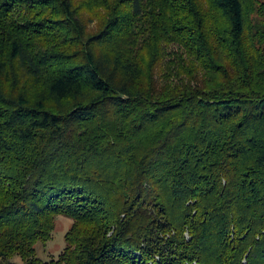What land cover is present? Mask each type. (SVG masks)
I'll return each instance as SVG.
<instances>
[{"label":"trees","instance_id":"trees-1","mask_svg":"<svg viewBox=\"0 0 264 264\" xmlns=\"http://www.w3.org/2000/svg\"><path fill=\"white\" fill-rule=\"evenodd\" d=\"M74 1L0 0V264H264V0Z\"/></svg>","mask_w":264,"mask_h":264},{"label":"rangeland","instance_id":"rangeland-1","mask_svg":"<svg viewBox=\"0 0 264 264\" xmlns=\"http://www.w3.org/2000/svg\"><path fill=\"white\" fill-rule=\"evenodd\" d=\"M203 6L207 7V0H200ZM75 5H77V15L80 17L81 21L84 23L86 27V31L92 35H98L105 30L108 31V27L106 26L108 18L105 16L103 10H98L95 12V5L97 4V0H75ZM122 0H118V10L117 14H115L114 22H122L124 23V19L126 18V1L121 3ZM79 5V6H78ZM125 13V14H124ZM55 18V16H54ZM61 20V19H59ZM57 20V24L55 29H51L49 34L55 36L58 40L57 32L62 27L63 22H59ZM147 20V19H146ZM66 29L67 26H64ZM124 27L121 29H117L115 31L114 37L108 42L109 47L118 48L122 50L126 47H132L133 43L129 42L127 39V35L124 33ZM66 29L62 30L65 31ZM61 32V33H62ZM171 52H169L170 57H164L162 61H159L158 57H153L154 46L151 43H146L142 48H139L138 53L140 54L141 60L144 62V68L147 71H151L152 76L160 82L159 84H163L165 82L166 76L170 78L178 79L181 78L182 72L177 69L178 59L175 61H170L174 59L176 56H179L180 49H178L177 45H170ZM153 52V53H152ZM152 53V54H151ZM166 55V54H165ZM188 59L186 56H183V59ZM171 62V67L168 70L167 74V66L166 63ZM191 70L187 67V70ZM166 75V76H165ZM72 225V221L64 216H57L54 219V227L52 230V235L50 240L47 242L37 243L35 246V257L40 262H49L51 260L56 261L59 258V255L64 251L66 247V236ZM15 262L21 264L19 258L14 259Z\"/></svg>","mask_w":264,"mask_h":264}]
</instances>
